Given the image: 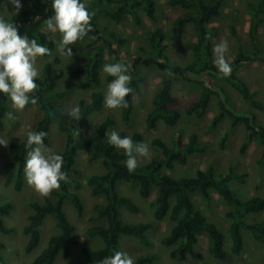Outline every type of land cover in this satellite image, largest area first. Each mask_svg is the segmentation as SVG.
Listing matches in <instances>:
<instances>
[{
	"label": "trees",
	"instance_id": "obj_1",
	"mask_svg": "<svg viewBox=\"0 0 264 264\" xmlns=\"http://www.w3.org/2000/svg\"><path fill=\"white\" fill-rule=\"evenodd\" d=\"M5 1L0 0V5ZM97 1L98 3L92 2L89 5L94 15L90 21L92 29L88 35L100 42L103 47H108L113 62L123 60L130 65L131 87L134 91L126 97L129 102L128 107L117 109L122 122L126 125L133 124L136 113L134 94L139 89L138 84L143 77L139 66L154 67L160 76V82L152 100V108L146 114V124L151 129H158L161 125L176 129L170 143L160 136L153 137L150 143L154 152L145 161H138L137 169L130 173L125 166L127 157L124 150L116 149L106 139L107 131H112L117 118L108 114L96 128L94 127L93 117L105 109L104 90L101 87L103 48L99 47L92 57L69 73L72 78H81L80 86L90 90L88 99L79 100L81 108L79 120L70 119L54 102L56 96L63 95L55 90L66 77L67 71L61 65L62 60L59 56L47 59L37 80L39 88L34 93L40 104L42 116L33 130L47 133L44 138L45 145L50 141L49 131L53 125L66 134L64 149L55 152L63 155L62 170L67 173L68 180L61 182L60 188L51 192L55 195V199L46 197L43 203L35 200L30 203L32 212L28 222L22 228V233L26 236L25 251L27 253H32L39 246L42 239V226L47 216L53 218L59 229L58 233L48 238L46 247L33 258L31 264H56V260L60 257L65 261L59 264H100V261L111 255L114 250H122L123 236L135 237L144 245L151 246L152 241L148 237V231L153 228V223L150 221L128 222L122 216V209L139 213L141 206L131 196L121 193L119 187L121 181L137 182L142 198H149L156 189L154 216L158 220L169 219L173 223L169 233L162 238V244L173 247L169 255L174 260L186 261L189 255L197 254L201 237L208 239L210 255L218 259L226 257L225 233L196 206L193 198V195L198 194L208 201L212 199V191L217 192L232 208L227 213L232 219L230 225L232 253L239 255L245 249L243 228L249 230L253 238L264 245V218L260 221L246 219L248 214L264 212V197L241 198L230 185L231 181L240 179L243 175L236 173L232 168L226 173L219 172L214 165H210L205 170L198 169L195 176L175 177L167 172L176 168L177 165H187L193 155L202 154L208 150L209 144L202 141L196 132L190 133L185 139L184 131L179 127V123L185 116L195 115L202 118L213 96H216L218 100V112L212 119L211 128H216L225 117H229L231 128L242 123L245 138L240 147L241 152H245L252 141L259 142L262 151L258 162L264 165V124L254 110L264 111V101L258 98L257 92L253 91L249 83L238 75V70L245 64L255 62L264 64V46L260 40L261 27L264 23V0L249 3L251 46L245 49L242 43L238 44L237 54L230 62L232 72L226 77L219 73L211 60V36L216 33V27L212 22L221 15L226 0H167L170 6L185 9L174 22L179 25L191 23L198 36L197 41H188L186 44L193 54V59L186 65L171 61L167 52L168 33L161 26L144 32L148 50L143 48V51L147 55H132L127 52L128 59L121 58L114 48L116 43L121 45L125 40L118 37L115 32H110L106 36L99 28L95 17V12L100 10L98 6L105 9V14L116 21H120L122 15L126 13L132 14L140 21L138 12L140 7L151 18L155 17L158 11L156 0ZM31 4V11L14 12L6 18L15 23L19 34L26 33L29 38H35L48 47L49 53L42 56V58H48L57 47L54 36L43 29L46 19L53 15L52 0H32ZM205 72L225 77L251 108L240 112L233 110L229 106L228 98L212 87L211 82L199 80L198 99L190 103L185 112L180 110L179 99L174 93L176 80L191 81V74L200 75ZM112 79L113 77L107 76L108 82ZM8 100L6 94L0 93V124L11 112ZM118 132L122 137L128 136L124 130ZM228 136L229 132H226L222 137L221 147H224ZM131 137L134 141L145 142V136L139 131H134ZM25 143L26 137L10 143L14 155L6 164L5 183L13 185L17 191L23 190L25 184L24 162L28 151ZM82 152L88 154L89 162L101 161L106 170L104 173L93 174L88 178L90 193L105 198L104 204L97 203L93 206L95 214L103 220V223L86 228L90 238L100 239L101 244L97 247L83 244L76 234V225L70 220L64 208L69 201L79 215H83L86 210L85 199L81 193L83 181L78 168ZM13 208L11 202L0 204V231L4 234H12L15 231L14 227L5 222V217L11 214ZM6 248L7 242L0 240V264H10L4 254ZM77 248H80L82 258L70 259ZM155 258L156 254L148 251L138 254L134 259L135 264H152ZM199 264L213 263L204 260Z\"/></svg>",
	"mask_w": 264,
	"mask_h": 264
},
{
	"label": "rangeland",
	"instance_id": "obj_2",
	"mask_svg": "<svg viewBox=\"0 0 264 264\" xmlns=\"http://www.w3.org/2000/svg\"><path fill=\"white\" fill-rule=\"evenodd\" d=\"M31 1L21 0L22 7L19 11H31ZM254 1L256 0H226L221 15L213 19L212 24L216 27V33L211 36L212 49L213 45L219 43L222 39L227 40L229 44L227 59L229 62L235 58L239 43H242L245 49H249L251 46L248 7L249 3ZM92 2L98 3L97 0H90V3ZM156 2L158 11L154 18H151L140 7L138 9L140 21L135 19L130 13L123 14L121 20L116 21L113 17L107 16L105 14L106 10L101 9L100 6H98L100 10L95 12V17L104 35L108 36L110 32H115L118 37L125 40L121 45L118 43L114 45L121 58L128 59L129 54L127 52L132 55L141 54L146 56L147 53L143 51V48L148 50V43L145 40L144 32L147 29L154 30L161 26L168 33L167 42L169 47L167 52L171 61L186 65L193 59L192 51L186 44L188 41H197V33L191 23L179 25L174 22L185 9L170 6L167 0H156ZM19 11L16 10L11 0H6L0 5V16L5 18ZM43 29L49 32L46 29V23L43 25ZM53 36L58 45L60 33L57 31ZM260 40L262 46H264V23L261 27ZM70 47L73 50L72 58L62 56L57 47L50 57L37 58L40 73L47 59H53L55 56L61 58V65L67 71V75L60 82L57 90H55V92L63 93V95L56 96L54 102L64 111L71 106L79 105L80 99H88L90 95L89 89L80 86L81 78H72L69 75L70 71L92 57L99 47L103 48L101 72L104 64L113 62L108 52V47H103L100 42L95 41L90 35H87L83 40L78 41ZM211 60H214L213 51ZM139 71L143 77L138 84L139 89L134 94L136 113L133 124H124L119 111L108 108L95 115L93 121L96 128L108 114H111L117 118V123L113 126L112 130H116L117 132L124 130L130 137L134 131L142 133L145 136L146 144L150 148L148 156L137 157L138 161L142 162L154 152L150 143L152 138L160 136L170 143L171 136L174 134L176 128H168L161 125L158 129H151L147 126L146 114L152 108V100L160 82V76L154 67L139 66ZM238 75L245 79L251 89L257 92V97L264 101V64L258 62L245 64L238 70ZM107 76L106 73L102 72L101 87L104 91L107 83H109ZM199 80L211 82L212 87H215L223 96L228 98L229 106L233 110L240 112L251 108L241 94L228 83L225 77L205 72L200 75L191 74V81L176 80L174 93L179 99V107L183 112H185L190 103L198 99L200 93ZM8 105L13 116L9 117L8 114L0 124V138L8 142L7 146L0 145V204L6 202L13 204L14 208L11 214L5 217V222L7 225L14 227L15 231L12 234H4L0 231V240L7 242L4 254L10 264H31L33 258L46 247L48 238L52 234L58 233L59 229L56 227L53 218L47 216L42 226V239L39 246L32 253H27L25 251L26 236L23 235L22 228L28 222V217L32 212L30 203L34 200L43 203L46 197L55 199V195L52 193L47 196L40 195L33 186L28 184L26 177L24 188L21 191L15 190L13 185H6V164L14 155V150L10 147V143L14 140L20 141L26 137V129L31 128L33 130L37 121L42 116L38 100L35 105L30 103L20 111L12 108L10 99L8 100ZM254 110L259 120L264 124V111ZM217 112L218 100L216 96H213L210 106L202 118H198L195 115L185 117L183 115L184 119L180 121L179 127L184 131L185 139H187L190 133L196 132L202 141L209 144V148L205 153L193 155L187 165H177L176 168L167 170V172L175 177H180L195 176L198 169L205 170L210 165H214L222 173H226L232 168L236 173L243 175L242 178L234 179L230 182L231 187L241 198L252 196L264 197V165H260L258 162L262 151L261 145L257 141H252L248 149L245 152H241L240 147L245 138L243 124L240 123L238 126L231 128L229 117H225L216 128H211L212 119ZM226 132H229V136L224 147H221L220 142ZM49 138L50 141L45 145L46 147L52 151L64 149L66 134L61 132L56 125L51 127ZM78 168L81 171L80 177L83 181L81 193L85 199L86 210L83 215H79L69 201L66 202L64 208L70 220L76 225V234L80 237L83 244L97 247L101 244L100 239L98 237L90 238L87 235L86 228L103 223V220L95 214L93 206L97 203L104 204L105 198L104 196H94L90 193L88 178L93 174L104 173L106 170L101 161L89 162L88 154L83 152L79 157ZM119 187L122 194L131 196L141 206L139 213H131L122 209L123 218L128 222L150 221L153 223V228L148 231V237L152 241L151 246L144 245L135 237L123 236L121 241L122 250L127 251L134 258L140 253L152 251L156 254V258L152 264H199L204 260L210 261L213 264H229L231 262L236 264H264V245L256 241L251 232L245 228H243L246 240L245 249L239 255L232 253L231 247L233 242L230 235L232 219L227 215L232 208L217 192L212 191V199L208 201L198 194L193 195V198L196 206L225 233L226 257L218 259L210 255L208 251V239L201 237L197 246L198 253L189 255L186 261H177L169 255L173 247H167L162 244V238L169 233L173 223L169 219L158 220L155 218L154 199L156 189L153 190L149 198H142L139 194L137 182L121 181ZM263 218L264 212H260L248 214L246 219L248 221H260ZM79 258H82V253L80 248H77L70 259ZM56 261V264H59L65 260L60 257Z\"/></svg>",
	"mask_w": 264,
	"mask_h": 264
},
{
	"label": "clouds",
	"instance_id": "obj_3",
	"mask_svg": "<svg viewBox=\"0 0 264 264\" xmlns=\"http://www.w3.org/2000/svg\"><path fill=\"white\" fill-rule=\"evenodd\" d=\"M16 10L22 7L21 0H11ZM90 0H52L53 15L46 19V29L53 35L60 33L57 45L62 56L72 58L71 45L83 40L92 29L90 23L94 13L90 9ZM229 44L222 39L213 45V63L223 76H229L232 67L227 59ZM49 48L29 38L25 33L19 34L15 23L0 16V93L6 94L16 111L23 110L28 104L35 105L38 90L37 80L40 70L37 58L49 53ZM130 65L120 60L103 65L102 72L113 77L107 83L103 96V104L108 109L127 108L126 97L134 90L131 87L132 76ZM70 119L81 118L79 105L65 110ZM13 113H9L12 117ZM26 143L28 149L24 173L29 185L42 196L49 195L59 189L61 182H67L68 176L63 167V155L52 151L44 144L45 131L26 129ZM107 142L116 149H123L127 157L125 166L132 173L138 167V156H148L149 147L143 141H134L130 136H121L116 130L107 131ZM8 142L0 138V145L7 146ZM100 264H135V259L127 251L114 250L111 255L104 257Z\"/></svg>",
	"mask_w": 264,
	"mask_h": 264
}]
</instances>
